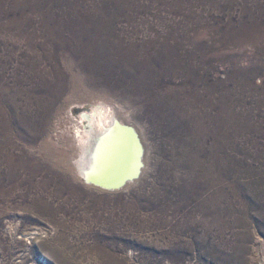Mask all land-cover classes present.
I'll return each mask as SVG.
<instances>
[{"label": "rangeland", "instance_id": "obj_1", "mask_svg": "<svg viewBox=\"0 0 264 264\" xmlns=\"http://www.w3.org/2000/svg\"><path fill=\"white\" fill-rule=\"evenodd\" d=\"M67 15L83 20L90 40L121 69L117 83L105 75L108 85L99 86L74 66L66 70L67 85L78 78L79 85L131 113L141 128L146 167L135 184L118 192L89 188L61 171L70 184L54 180L46 190L54 198L42 201L56 210L54 216L31 210V192L0 196V264H106L104 253L114 264H264V41L240 47L243 37L235 35L246 26L264 29V0H0L1 24ZM227 35L238 43L226 41ZM9 43L0 35V57L7 59L1 73L10 80L15 60ZM214 52L223 53L220 64L208 62ZM142 77L158 79L157 88L143 87ZM185 77L187 86L205 78L216 93L205 99L216 103L222 94L225 104L220 135L195 140L187 157L181 133L147 101L150 93L164 92V84L176 87L172 107L177 104L197 124L205 108L185 87ZM194 87L204 92L202 84ZM45 129L36 145L50 126ZM23 135L5 140L0 134V149L28 150ZM0 165L1 181L7 168L2 159ZM2 184L7 190L8 181Z\"/></svg>", "mask_w": 264, "mask_h": 264}, {"label": "bare ground", "instance_id": "obj_2", "mask_svg": "<svg viewBox=\"0 0 264 264\" xmlns=\"http://www.w3.org/2000/svg\"><path fill=\"white\" fill-rule=\"evenodd\" d=\"M40 16L42 17V15ZM62 18L51 21L36 20L37 22L24 18L21 23L19 22L20 24L0 23V35L8 37L10 40V43L6 45L7 53L12 55L15 60L12 70L13 76L9 80L4 76L5 74L2 75L4 71L1 73V68L6 67L4 62H7V59L2 60L0 57V134H3L6 140L11 134H17L19 138L24 132L26 137L23 135L21 138H26L25 142L29 146L28 150L15 149L14 146V150H8L9 152H3L2 148L0 149V160L2 159V164L7 168L5 176L0 181V187L4 180L9 183L7 190L0 189V196L12 198L14 195H21L24 197L27 192H31L35 201L31 210L53 216L56 214V210L48 205V202L44 204L42 201L47 200V197L54 198L53 192L47 191L46 193L54 180L60 179L65 184H70V181L62 175L61 171L70 174L73 180L79 181L89 188L92 187L105 192H118L129 188L142 177L147 156L141 128L133 121L131 113L123 105L105 95L88 90L85 83L84 86L79 85L78 78L75 79V82L69 83L70 86L67 85L66 72L72 71L74 66L79 67L84 75L98 82L99 86L108 85L105 75H108V81L111 80L110 82L113 84L117 83V75L121 73V69L119 67L117 72V63L107 57L105 47L90 40V34L85 28L83 20L76 19L71 15ZM235 35L236 37H243L240 39L239 46L243 43L251 44L264 41V29L262 28L256 30L253 27H242L235 32ZM236 37L227 35L225 40L238 43ZM252 46L254 47V45ZM203 49L201 47L198 53L205 56ZM213 54L212 60L208 62L220 64L224 59L223 53L214 52ZM114 55L117 53L115 52ZM120 58L124 60L125 56L120 55ZM193 67L195 68V66ZM116 72L117 74H115ZM186 79L185 87L205 108L200 111V119L197 124L185 110L178 111L175 108L177 104L172 107L176 98L171 95H174L178 89L176 87H169L170 85L164 84L162 88L159 87V90L164 92H161L160 95L150 93L147 101L150 109L155 110L154 112L166 120L172 129H177L181 133L183 152L187 157L192 142L201 139L206 140L208 136L220 135L224 121L225 104L222 94H219L216 103L214 100H208L209 98L205 99V96L216 94L214 88L209 87L205 78L200 77L197 80H192L194 85L200 83L204 86L202 94L195 92L196 86L194 87L192 84L187 86L186 82L189 80ZM157 80L153 77H142L141 84L149 90H155ZM172 88H175L173 94L171 93ZM165 92L170 100L166 97ZM210 106L216 108L217 113L211 114L208 109ZM207 122H209L208 125ZM48 125L50 129L46 137L41 140L42 142L40 141V144L37 142L38 145H36L37 138H42V134L44 135ZM129 129H135L140 135L145 148L143 158L145 167L138 180L127 183L120 190H113L116 181L120 180V177L125 173L133 172L136 166ZM194 136H196L195 139ZM7 146L9 145L7 144ZM123 170L126 172L123 173ZM55 194H57L56 191ZM55 254L59 255L60 250H57ZM102 255L106 259V264H114L112 256L108 253Z\"/></svg>", "mask_w": 264, "mask_h": 264}, {"label": "water", "instance_id": "obj_3", "mask_svg": "<svg viewBox=\"0 0 264 264\" xmlns=\"http://www.w3.org/2000/svg\"><path fill=\"white\" fill-rule=\"evenodd\" d=\"M129 136L131 138V147H134V154H135V169L130 174H126L125 170H123L124 175L120 177L121 179L116 181V184L113 186V190H120L122 189L127 183L134 182L138 180L142 174V170L145 167L143 158L145 153L144 145L142 144V140L140 138L139 133L135 129H129Z\"/></svg>", "mask_w": 264, "mask_h": 264}]
</instances>
